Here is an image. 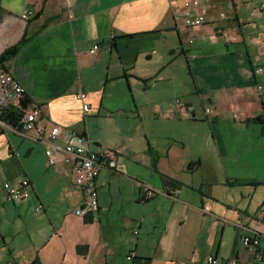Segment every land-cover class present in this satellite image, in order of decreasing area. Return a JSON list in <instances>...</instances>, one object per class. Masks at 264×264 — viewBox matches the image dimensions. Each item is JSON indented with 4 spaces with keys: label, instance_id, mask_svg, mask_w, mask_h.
I'll use <instances>...</instances> for the list:
<instances>
[{
    "label": "crops",
    "instance_id": "obj_1",
    "mask_svg": "<svg viewBox=\"0 0 264 264\" xmlns=\"http://www.w3.org/2000/svg\"><path fill=\"white\" fill-rule=\"evenodd\" d=\"M184 1L0 0V54L42 28L7 66L44 124L117 153L116 168L98 172L88 222L65 155L0 129V185L33 184L20 202L0 192V264H262L264 0H200L197 28L182 23ZM146 185L159 192L145 199ZM250 234L255 252L244 250Z\"/></svg>",
    "mask_w": 264,
    "mask_h": 264
},
{
    "label": "built area",
    "instance_id": "obj_2",
    "mask_svg": "<svg viewBox=\"0 0 264 264\" xmlns=\"http://www.w3.org/2000/svg\"><path fill=\"white\" fill-rule=\"evenodd\" d=\"M264 14V1L260 7ZM205 8L200 0H185L182 11V23L187 28H197L205 26ZM35 16L33 9L28 8L23 11L21 18L24 21L30 20ZM224 17V14H220ZM99 45H95L91 52L97 53ZM254 72L262 75L264 78V63L259 64ZM262 86H259L261 88ZM24 94H28L24 86L13 76V74L0 63V129L12 127L3 119L6 111L11 107L20 109L19 130L23 136L32 141H41L45 145V154L49 157L63 153L66 157V162L71 164V168L75 175L74 184L79 188L84 196L81 206L77 210V216L86 218L93 212L98 210V190L96 187V177L101 168L115 169L117 166V153L114 150L99 146L96 149L90 147L89 139L75 130H64L59 124L51 123L44 124L41 119L42 110L37 104L26 106L20 105V101ZM81 103L84 115L90 111V105L86 92H79L76 95ZM177 117H189L192 113V108L178 100ZM211 109H206L210 112ZM234 118L241 119V116L234 114ZM62 142V144L59 143ZM0 167V175L2 174ZM33 190V184L29 178H22L18 183L11 184L7 180H3L0 185V192H7L8 197L13 202H20L28 197ZM145 199L153 198L158 190L152 186L146 185L143 188ZM43 205L39 204L34 207L35 212L43 211ZM208 209V208H207ZM260 243L257 235H247L243 237L244 250L247 252H255ZM259 260L264 264V256H260ZM208 264H242L238 259H226L219 261L216 257L210 255L207 258Z\"/></svg>",
    "mask_w": 264,
    "mask_h": 264
},
{
    "label": "trees",
    "instance_id": "obj_3",
    "mask_svg": "<svg viewBox=\"0 0 264 264\" xmlns=\"http://www.w3.org/2000/svg\"><path fill=\"white\" fill-rule=\"evenodd\" d=\"M44 26L45 25H42V27ZM40 30H38L36 33H30L29 30L25 28L24 35L22 36V38H20L19 41L16 42L15 44H12L9 47H7L0 54V63L5 65L6 68H8L7 64L9 63V61L15 58V56L21 51V49L24 46H26L29 42H31L33 38L36 37V35L40 32ZM33 104L36 103L34 102L33 99L30 98L29 94H24L20 101V105L22 106V108L23 107L25 108L26 106ZM19 116H20V109L18 107L16 108L11 107L6 111L5 115L3 116V119L7 121L10 125H12V127L19 128V123H18ZM258 119H260V117ZM85 220L88 222H92V218L90 216H87ZM83 248L86 250L87 246H78L77 250L79 252H83L84 251ZM29 264H43V263L41 262L40 257L37 256Z\"/></svg>",
    "mask_w": 264,
    "mask_h": 264
}]
</instances>
